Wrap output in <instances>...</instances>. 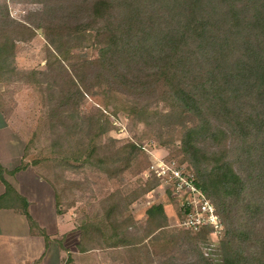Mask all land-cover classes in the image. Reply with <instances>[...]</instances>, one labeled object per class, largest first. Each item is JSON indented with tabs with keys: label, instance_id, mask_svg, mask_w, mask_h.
<instances>
[{
	"label": "trees",
	"instance_id": "trees-1",
	"mask_svg": "<svg viewBox=\"0 0 264 264\" xmlns=\"http://www.w3.org/2000/svg\"><path fill=\"white\" fill-rule=\"evenodd\" d=\"M65 1L71 0H53L51 12L27 22L0 7V83L31 84L41 99L30 139L42 128L55 135L52 146L69 135L64 155L112 178L143 152L134 141L103 139L109 127L104 113L122 112L145 124L156 119L160 127L166 121L179 132L177 160L223 223L221 264H264V0ZM36 28L46 40L45 68H20L13 35L30 40ZM89 39L96 56L73 54ZM88 95L98 97L96 108L83 107ZM50 144L31 163L59 198L58 174L43 171L58 162ZM153 185L111 196L105 215L112 218L120 203L126 210ZM145 213L149 245H192L209 232L202 228L189 240L187 232L170 231L163 242L153 231L166 225L164 204L152 203ZM131 217L120 212L109 218L115 244L123 243L120 231ZM89 227L82 225L80 249L87 248L82 240ZM190 250L188 264H217L200 249Z\"/></svg>",
	"mask_w": 264,
	"mask_h": 264
},
{
	"label": "rangeland",
	"instance_id": "rangeland-1",
	"mask_svg": "<svg viewBox=\"0 0 264 264\" xmlns=\"http://www.w3.org/2000/svg\"><path fill=\"white\" fill-rule=\"evenodd\" d=\"M70 2H74V0ZM70 2L65 1L64 3ZM54 6L53 0H0V7H4L13 20L20 22H27L30 19L37 20L43 12H51V7ZM33 14L36 15L33 16ZM13 41L15 63L18 67L37 70L45 68L46 40L41 29L36 28L35 34L30 40H24L18 34H14ZM84 44L83 47L74 49L73 54L77 53L87 58L96 56L97 49L91 45L90 39ZM40 100L38 91L33 89L31 84L20 81H13L7 85L0 83V111L5 117H10L14 123L23 127L27 158L25 162L27 166L30 164L34 166L35 170L39 167L33 165L31 160L36 157L40 158L41 153L38 150L41 149L44 154V149L41 146L50 144V139L55 138V135L48 131L49 137L45 128H42L41 131L39 130L36 140L30 139L38 125L37 121L42 109ZM98 104L97 96L88 95L83 107L93 109ZM104 117L109 127L103 139L111 136L123 141H134L141 147L143 154L130 169L111 178L104 171L95 169L89 162L84 164H80L78 160L73 162L61 150L65 143H68V146L72 144L71 139H68L69 135L63 141H59L58 145L57 142L55 146L50 144V149H54L51 155L58 162H54L52 168H43L46 173L58 174L63 188L60 190L58 205H61L64 211L74 213V220L77 222L76 229L79 230V241L82 237V225L86 223L90 227L84 238L86 240L83 239L82 242H86L85 247L91 246L90 251L95 253L101 249L106 250L112 258L109 264H188L193 259L191 248L195 251L200 249L211 256L217 264H221L220 242L223 239L224 228L219 216L218 227H202L208 228L209 232L205 239L198 238L195 242H191L192 245L182 244L179 247L172 243L149 245L151 235L148 236L146 233L148 226L145 210L155 202H162L165 206L166 225L155 228L153 231H157L155 235L158 234L157 237H160L163 242L170 235L165 233H170V231L171 233L175 231L187 232L189 233L188 238L191 240L190 235H194L202 229L191 230L184 226L181 198L173 190L171 183L175 182L174 179L157 176L155 172L156 163L161 162L164 164L173 162L171 165L174 167L172 168L177 166L182 170H190L177 160L179 153L177 154L175 148L179 142L178 130L170 128L165 123L166 121H163L164 125L160 127V123L156 119H151L147 124L137 122L122 112L113 113L109 110V113L108 111L104 113ZM152 165L155 170L151 168ZM146 183L154 185L150 190L135 198L126 210H123V203H120L116 209L119 212H113L112 218L105 215L111 196L123 198L130 192L140 190L139 188L144 187ZM120 212L130 213L133 217L128 220V225L120 231V235L124 239L121 240L122 244L117 245L114 236L111 235L113 228L108 221L109 218L112 220L119 218ZM143 240L146 243L147 251L144 243H141ZM128 243L134 245L129 246ZM164 244H166L165 247Z\"/></svg>",
	"mask_w": 264,
	"mask_h": 264
},
{
	"label": "crops",
	"instance_id": "crops-1",
	"mask_svg": "<svg viewBox=\"0 0 264 264\" xmlns=\"http://www.w3.org/2000/svg\"><path fill=\"white\" fill-rule=\"evenodd\" d=\"M24 137L23 127L0 111V264H109L106 250L79 248L74 213L64 211L51 185L26 165Z\"/></svg>",
	"mask_w": 264,
	"mask_h": 264
},
{
	"label": "built area",
	"instance_id": "built-area-1",
	"mask_svg": "<svg viewBox=\"0 0 264 264\" xmlns=\"http://www.w3.org/2000/svg\"><path fill=\"white\" fill-rule=\"evenodd\" d=\"M173 164V162H171ZM171 164L156 163L157 176H166L174 179L171 182L173 190L181 198V209L183 212V224L188 229L199 230L204 226L217 228L219 225L218 214L212 203L205 197L202 191L194 182L193 173L188 170H182Z\"/></svg>",
	"mask_w": 264,
	"mask_h": 264
}]
</instances>
